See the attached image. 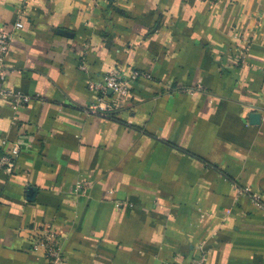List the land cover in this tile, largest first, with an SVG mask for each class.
<instances>
[{
    "label": "crops",
    "instance_id": "1",
    "mask_svg": "<svg viewBox=\"0 0 264 264\" xmlns=\"http://www.w3.org/2000/svg\"><path fill=\"white\" fill-rule=\"evenodd\" d=\"M19 21L7 84L34 98L0 101L21 145L0 264H51L46 225L67 264H264V0H0ZM111 69L144 77L89 112Z\"/></svg>",
    "mask_w": 264,
    "mask_h": 264
},
{
    "label": "built area",
    "instance_id": "2",
    "mask_svg": "<svg viewBox=\"0 0 264 264\" xmlns=\"http://www.w3.org/2000/svg\"><path fill=\"white\" fill-rule=\"evenodd\" d=\"M24 27L23 22H17L12 30H3L0 28V101H12L15 108L28 105L34 96L24 94L10 88L7 84L8 74L6 60L11 52L12 41L16 32ZM244 51H242L243 53ZM86 69V67H82ZM144 77L143 72L134 70L128 75H119L116 69H111L107 72L102 80L90 82V88L97 91V102L89 106L88 111L96 113L100 116H111L112 111L104 103L107 93L112 91L114 94L127 97L130 93L131 84ZM7 140L0 142V169L12 172L15 167L17 157L21 152V145L15 142L9 150H6ZM240 193H249L248 188H239ZM253 199L260 207H263L262 196L253 194ZM61 236L52 225L44 226L39 233L34 235L30 249L32 251H42L45 258L51 264H67L65 257L61 251ZM164 264H177L175 261H167ZM187 264H206L204 255L188 262Z\"/></svg>",
    "mask_w": 264,
    "mask_h": 264
}]
</instances>
